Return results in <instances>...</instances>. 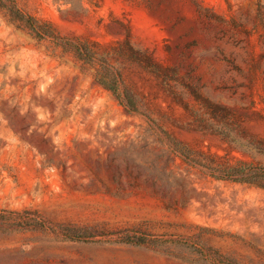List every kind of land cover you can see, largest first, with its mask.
Instances as JSON below:
<instances>
[{
  "label": "rangeland",
  "instance_id": "374dc122",
  "mask_svg": "<svg viewBox=\"0 0 264 264\" xmlns=\"http://www.w3.org/2000/svg\"><path fill=\"white\" fill-rule=\"evenodd\" d=\"M15 1L93 58L0 9V264H264V178L176 149L264 166V0Z\"/></svg>",
  "mask_w": 264,
  "mask_h": 264
},
{
  "label": "trees",
  "instance_id": "16d2710c",
  "mask_svg": "<svg viewBox=\"0 0 264 264\" xmlns=\"http://www.w3.org/2000/svg\"><path fill=\"white\" fill-rule=\"evenodd\" d=\"M0 9L5 10L13 20L27 24L39 37L50 38L54 42L72 49L75 52V54H77L79 59L91 60V58H93V52L88 48L86 44L56 36L50 30L39 28L37 21L24 14L17 6L15 0H0ZM106 79H107L106 76H104L102 80H99L100 81L99 83L106 89L112 91V93L118 98L119 97L118 80L116 79L115 76L110 77L108 80ZM125 107H127V109L131 112L135 111L131 104H127V105L125 104ZM176 149L177 152L181 153L183 159L187 163H189L192 166H199L205 168L211 173L212 177H215L218 180L247 183L250 185H254L256 183L255 178L257 177L264 178V166H244V165L238 167H231L225 171H222L219 175L214 176L210 168L188 157L185 152H182V150H180V148H176ZM121 242L124 244L138 246V245H142L145 242V240L139 238L137 239L123 238Z\"/></svg>",
  "mask_w": 264,
  "mask_h": 264
}]
</instances>
